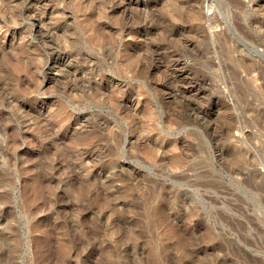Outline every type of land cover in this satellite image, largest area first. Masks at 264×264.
Masks as SVG:
<instances>
[{"label": "rangeland", "instance_id": "obj_1", "mask_svg": "<svg viewBox=\"0 0 264 264\" xmlns=\"http://www.w3.org/2000/svg\"><path fill=\"white\" fill-rule=\"evenodd\" d=\"M234 1L0 0V264H264V0Z\"/></svg>", "mask_w": 264, "mask_h": 264}, {"label": "bare ground", "instance_id": "obj_2", "mask_svg": "<svg viewBox=\"0 0 264 264\" xmlns=\"http://www.w3.org/2000/svg\"><path fill=\"white\" fill-rule=\"evenodd\" d=\"M251 1H252V3L257 4V5H259V6H260V4H262V0H251ZM234 3H235V6H236V4H237L238 6L242 7V6H241V3H239V0H237V1L235 0ZM257 5H256V6H257ZM232 6H233V5H232ZM238 6H237V7H238ZM240 7H239V8H240ZM258 24H259V23H258ZM259 27H261V29L264 30V23H260V24H259ZM263 33H264V32H263Z\"/></svg>", "mask_w": 264, "mask_h": 264}]
</instances>
